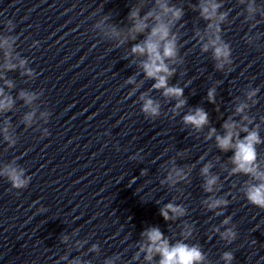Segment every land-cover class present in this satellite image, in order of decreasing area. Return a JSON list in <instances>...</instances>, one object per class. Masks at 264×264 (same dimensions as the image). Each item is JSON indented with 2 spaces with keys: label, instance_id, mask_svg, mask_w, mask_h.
I'll use <instances>...</instances> for the list:
<instances>
[{
  "label": "clouds",
  "instance_id": "clouds-1",
  "mask_svg": "<svg viewBox=\"0 0 264 264\" xmlns=\"http://www.w3.org/2000/svg\"><path fill=\"white\" fill-rule=\"evenodd\" d=\"M159 2V0H158ZM160 7L165 13L171 12L172 16L175 19H179L182 15V10L169 8L166 4H160ZM220 7L219 4L208 0V2L202 4L201 6V15L206 20H211L217 12V9ZM249 11H254L253 8H249ZM149 16H152V13L149 12L143 19L139 18V9L130 13V19L135 21L132 31L136 33H141L147 28V24L144 22ZM157 24L151 29L148 38L142 44H136L133 46V53H139L146 55L147 59L142 63V68L148 78L154 79L156 81L153 84L154 89H163L165 96H176L181 97L183 95V89L179 87H168L167 80L168 77L173 73L169 70L168 66L165 64V58H172L176 55V47L174 39H169V27L167 24L161 22L159 16L155 17ZM221 20L224 19V14H221ZM211 27V24L209 25ZM218 27V26H217ZM134 38V37H133ZM216 39H219L217 37ZM215 44V40L213 41ZM162 47V51H161ZM214 55L219 60H228L231 56V50L227 44H221L214 47ZM131 78H129V82ZM209 101L214 102V90H210L208 93ZM9 102L0 101V109L10 106ZM184 103L183 100L180 101V104L177 107L181 106ZM143 112L152 116L159 114L158 106L154 105L151 99L147 100L143 105ZM242 109L238 108L237 111ZM184 121L187 124H192L196 128H200L208 122V115L202 109H196L193 114L186 115ZM226 134L224 136H217L218 147L227 151L230 148H234L233 163L235 164L234 172L243 171L245 173L254 174L255 177L261 182L257 185H253L249 188L246 193V199L248 203L253 206H256L260 209H264V172H258L256 170V148L255 145L261 143L262 141L259 138L257 132H249L242 140H237L235 145H233V129L234 124L225 123L224 125ZM215 132V129H212L210 135ZM207 171V168L204 170ZM7 175L11 181L12 187L14 189H24L27 187L29 181L23 177L22 172H17L15 169L9 170ZM216 178H212L207 181L210 186L215 183ZM221 201H216L210 207H217ZM167 210H171L174 213L182 214V209L175 207L171 204L166 205ZM161 209V215L165 220L169 219L168 211ZM227 222V221H226ZM148 237L149 246L147 247L148 255L146 259H151V254L153 251L157 252L161 256L160 264H200V261L203 259V254L201 251L193 246L189 247L185 244H177L175 246H169L168 242L163 239V233L159 228H152L146 233ZM236 237V232L228 230L224 233V238L229 239V242L234 240ZM143 250V249H142ZM224 260L230 262L234 259V256L231 252L224 253Z\"/></svg>",
  "mask_w": 264,
  "mask_h": 264
}]
</instances>
